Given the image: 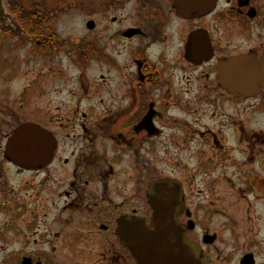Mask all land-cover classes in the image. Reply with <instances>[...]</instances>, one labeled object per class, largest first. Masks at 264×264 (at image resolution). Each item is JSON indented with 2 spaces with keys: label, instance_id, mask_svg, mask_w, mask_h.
I'll list each match as a JSON object with an SVG mask.
<instances>
[{
  "label": "flooded vegetation",
  "instance_id": "flooded-vegetation-1",
  "mask_svg": "<svg viewBox=\"0 0 264 264\" xmlns=\"http://www.w3.org/2000/svg\"><path fill=\"white\" fill-rule=\"evenodd\" d=\"M200 3L208 8L199 13V0H83L77 44L37 19V0L32 20L4 23L0 264H138L124 234L170 229L155 226L157 208L171 210V242L196 262L228 259L216 228L194 216L213 211L217 186L264 190V0ZM55 53L74 60L81 81L44 86L57 74ZM26 123L55 141L38 169L6 156ZM226 229L237 245L230 259L257 264L260 251L238 255L249 245Z\"/></svg>",
  "mask_w": 264,
  "mask_h": 264
},
{
  "label": "rangeland",
  "instance_id": "rangeland-1",
  "mask_svg": "<svg viewBox=\"0 0 264 264\" xmlns=\"http://www.w3.org/2000/svg\"><path fill=\"white\" fill-rule=\"evenodd\" d=\"M31 0H25L24 3L29 2L31 5ZM38 5L41 8V13L45 15L46 18H40L39 21L50 23L51 27L58 36L67 42L77 44L82 38V25L85 15L82 10L83 0H37ZM17 12L21 11V6L19 9H16ZM13 8L10 5L9 0H0V33L5 27L4 23H8L10 19V25H16V22L23 20L16 18L12 13ZM18 20V21H17ZM12 23V24H11ZM13 29V26H10ZM55 59V65L57 68V74L50 76L53 80L50 82L47 79V83L44 86H53L59 88L63 82L70 81H81L83 77L82 69L78 67L74 60L67 57L64 53H55L53 55ZM47 66V64L39 63L37 61V68ZM66 67L68 72H65ZM63 69V70H62ZM47 70V69H46ZM62 71L63 75H62ZM50 75V74H49ZM73 77V78H71ZM52 87V88H53ZM37 106H43V100H40L37 97ZM261 177L264 178V172H262ZM241 189H245L244 192ZM253 189V188H252ZM246 189V186L235 185L232 187L227 186H217L215 192L211 194L217 195L220 192V195L217 199H212L214 202L213 211H210L209 215L205 213H196L194 220L197 221L199 225V220H203V223L208 222L209 225L213 226L216 229H213L219 236L218 247L221 252L229 253L227 258L224 259V256L214 259L215 264H235V257H231L230 252L233 251V247L237 245L231 242V231L226 229H236L237 238L236 243L248 244L249 246L244 249H239V254L242 252L248 251H260V254L257 257V264H264V190L262 192ZM204 194L199 196V199L202 200ZM210 198L209 194L205 193V200L208 201ZM203 215V218L201 216ZM199 228V227H198ZM32 232V229H25L24 239L20 241H28V235ZM191 238L194 235H190ZM28 239L26 240V238ZM0 243H4L0 240ZM9 250L5 252H13L18 248V242L16 240L9 241ZM27 243V242H26ZM21 245V244H20ZM19 245V246H20ZM22 249L25 254L33 250V245L28 244L27 246H22ZM2 252L0 250V259L2 257Z\"/></svg>",
  "mask_w": 264,
  "mask_h": 264
},
{
  "label": "water",
  "instance_id": "water-1",
  "mask_svg": "<svg viewBox=\"0 0 264 264\" xmlns=\"http://www.w3.org/2000/svg\"><path fill=\"white\" fill-rule=\"evenodd\" d=\"M204 4L199 0V13L208 8ZM54 147V139L48 131L39 125L27 123L14 131L6 146V156L17 165L38 169L51 161ZM171 215L169 209H155V226H161L166 221L165 225L170 229L157 228L152 233L146 229H127L123 239L137 256L138 264H199L184 249L181 241L176 245L171 242V236L176 231L170 223ZM176 248L180 249L178 254ZM243 262L253 264L252 256H246Z\"/></svg>",
  "mask_w": 264,
  "mask_h": 264
},
{
  "label": "trees",
  "instance_id": "trees-1",
  "mask_svg": "<svg viewBox=\"0 0 264 264\" xmlns=\"http://www.w3.org/2000/svg\"><path fill=\"white\" fill-rule=\"evenodd\" d=\"M10 5L13 8L12 13L14 14V16L16 18H20V19H32L34 18V9H35V3L36 0H31V5L29 6V2L28 3H24L25 0H9ZM21 6V11L17 12L16 9H19ZM40 18H46L44 14L41 13V8L38 5V1H37V19ZM37 28H41L40 31H37V33H45V24L42 23H38L37 24Z\"/></svg>",
  "mask_w": 264,
  "mask_h": 264
}]
</instances>
